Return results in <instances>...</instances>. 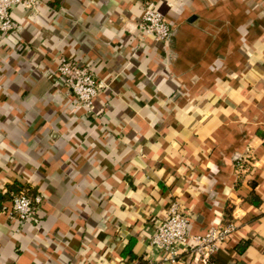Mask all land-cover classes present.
Segmentation results:
<instances>
[{"label": "crops", "instance_id": "0c3cea01", "mask_svg": "<svg viewBox=\"0 0 264 264\" xmlns=\"http://www.w3.org/2000/svg\"><path fill=\"white\" fill-rule=\"evenodd\" d=\"M149 3L162 44L138 28ZM11 17L0 264H160L149 240L172 202L192 234L235 224L206 263L177 264H264V0H42ZM60 57L96 75L92 114L53 82ZM20 187L42 197L30 222L8 212Z\"/></svg>", "mask_w": 264, "mask_h": 264}, {"label": "built area", "instance_id": "2783aa9c", "mask_svg": "<svg viewBox=\"0 0 264 264\" xmlns=\"http://www.w3.org/2000/svg\"><path fill=\"white\" fill-rule=\"evenodd\" d=\"M42 0H0V33L10 35L18 30L17 23L11 17L15 7L36 11ZM141 32L162 44L171 35V26L152 3L147 4L138 21ZM53 82L60 83L74 98L76 105L83 107L87 114L93 112V102L100 92L101 84L96 75L83 62L60 57L54 71ZM243 161H237V169L242 168ZM42 197H30L21 190L10 194L8 212L21 222L34 219ZM191 217L177 202H172L162 220L156 223L150 235L149 244L160 264H177L182 254L206 263L223 243L230 240L235 224L230 220L211 224L201 234L191 233ZM124 264V263H119Z\"/></svg>", "mask_w": 264, "mask_h": 264}, {"label": "trees", "instance_id": "16d2710c", "mask_svg": "<svg viewBox=\"0 0 264 264\" xmlns=\"http://www.w3.org/2000/svg\"><path fill=\"white\" fill-rule=\"evenodd\" d=\"M20 188H11V189L14 190V193H17V192H19L21 190H24L27 195L30 196L32 194L28 188H21V189ZM11 194H13V193H11Z\"/></svg>", "mask_w": 264, "mask_h": 264}]
</instances>
